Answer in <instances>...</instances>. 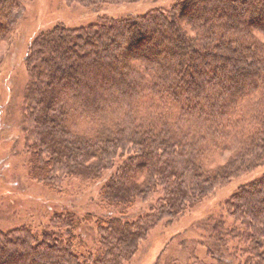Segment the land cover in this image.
Returning a JSON list of instances; mask_svg holds the SVG:
<instances>
[{"label": "trees", "instance_id": "trees-1", "mask_svg": "<svg viewBox=\"0 0 264 264\" xmlns=\"http://www.w3.org/2000/svg\"><path fill=\"white\" fill-rule=\"evenodd\" d=\"M66 1L94 18L28 47L27 176L59 200L91 195L99 213L21 215L0 230V264H127L156 225L243 177L200 224L208 262L192 258L264 264V171L252 176L264 167V0H177L121 16L107 7L143 0ZM23 6L0 0V51ZM9 188L4 214L20 209ZM139 204L147 211L132 218Z\"/></svg>", "mask_w": 264, "mask_h": 264}, {"label": "rangeland", "instance_id": "rangeland-1", "mask_svg": "<svg viewBox=\"0 0 264 264\" xmlns=\"http://www.w3.org/2000/svg\"><path fill=\"white\" fill-rule=\"evenodd\" d=\"M23 14L18 20L9 43L0 51V196L10 187L19 193L20 209L10 213L0 210V230L13 227L21 215L34 213V223L40 222L38 212L63 209L65 206L75 208L78 214L99 213L91 195L71 197L67 194L63 200L56 199L53 194L39 184L29 180L27 176V155L24 149L22 130L20 127L24 97L28 85V72L25 66L27 50L35 37L43 31L62 24L69 28L89 23L94 15L79 5L68 4L66 0H21ZM177 0H143L138 3L112 5L107 7L110 15L121 16L127 13L142 15L151 8L169 7ZM104 13V12H103ZM258 22L256 18L252 19ZM264 167L252 176L259 175ZM249 178L251 176L248 175ZM244 177L233 180L225 187H217L213 192L196 203L194 207L167 225L162 222L151 229L138 250L127 264H198L194 256L203 263L208 262L206 251L199 244L202 235L200 224L210 215H216L225 204L236 186L242 184ZM64 189L72 190V181L63 184ZM75 184L74 188H79ZM76 190V189H74ZM8 194L6 198H10ZM18 198V196H16ZM2 206V204H1ZM145 205H137L130 211L132 218L145 210ZM43 207V208H42ZM1 209V207H0ZM42 209V210H41ZM38 210V211H37ZM145 213V212H144ZM90 230L92 226H89ZM87 229V227H86ZM83 238H87L86 230H81ZM88 239V238H87ZM227 256V255H226ZM193 257V258H192ZM226 260L231 263V258Z\"/></svg>", "mask_w": 264, "mask_h": 264}]
</instances>
